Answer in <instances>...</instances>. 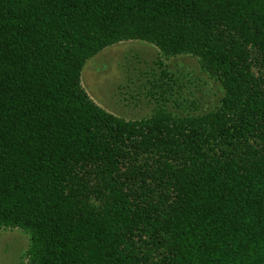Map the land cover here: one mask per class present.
I'll use <instances>...</instances> for the list:
<instances>
[{
    "label": "trees",
    "instance_id": "obj_1",
    "mask_svg": "<svg viewBox=\"0 0 264 264\" xmlns=\"http://www.w3.org/2000/svg\"><path fill=\"white\" fill-rule=\"evenodd\" d=\"M140 40L224 90L127 120L88 60ZM0 229L29 264H264V0H0Z\"/></svg>",
    "mask_w": 264,
    "mask_h": 264
},
{
    "label": "rangeland",
    "instance_id": "obj_2",
    "mask_svg": "<svg viewBox=\"0 0 264 264\" xmlns=\"http://www.w3.org/2000/svg\"><path fill=\"white\" fill-rule=\"evenodd\" d=\"M81 80L94 102L127 120L148 118L161 109L205 115L224 95L198 57L166 58L155 45L140 40L117 43L88 60ZM30 246L24 231L0 229V264H29Z\"/></svg>",
    "mask_w": 264,
    "mask_h": 264
}]
</instances>
